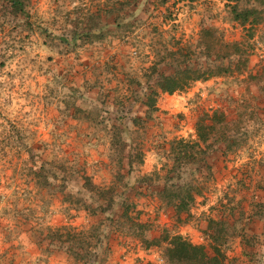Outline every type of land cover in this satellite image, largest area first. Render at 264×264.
I'll return each instance as SVG.
<instances>
[{
  "label": "rangeland",
  "instance_id": "rangeland-1",
  "mask_svg": "<svg viewBox=\"0 0 264 264\" xmlns=\"http://www.w3.org/2000/svg\"><path fill=\"white\" fill-rule=\"evenodd\" d=\"M203 28L229 70L161 91ZM263 67L264 0H0V264H264Z\"/></svg>",
  "mask_w": 264,
  "mask_h": 264
},
{
  "label": "trees",
  "instance_id": "trees-1",
  "mask_svg": "<svg viewBox=\"0 0 264 264\" xmlns=\"http://www.w3.org/2000/svg\"><path fill=\"white\" fill-rule=\"evenodd\" d=\"M234 15V18L239 19L242 24H244L250 16H252L250 22L253 24L261 20L260 11L255 8L235 10ZM199 43L205 49L204 52H206V57H209L204 69H199L190 63L180 65L172 74L163 76L162 80L158 82L161 91L172 94L176 91H181L191 82L205 80L211 76L219 75L229 70V66L221 63L214 64V62L217 58H225L229 53H235L238 49V45L223 42L220 36H216L213 28H203L201 30ZM212 56L214 57L212 58ZM262 69L264 74V67ZM146 104L148 107L154 106L149 98L146 100ZM200 136L202 138L206 137L204 135ZM190 198L192 197L188 195L187 199ZM185 205L186 203L182 201V205L178 206V209L184 208ZM166 239L168 242L164 249V255L168 264H216L214 261H216L217 257L209 256L202 245L192 244L181 235L177 234L166 237Z\"/></svg>",
  "mask_w": 264,
  "mask_h": 264
},
{
  "label": "crops",
  "instance_id": "crops-1",
  "mask_svg": "<svg viewBox=\"0 0 264 264\" xmlns=\"http://www.w3.org/2000/svg\"><path fill=\"white\" fill-rule=\"evenodd\" d=\"M128 246L124 245H118V244H114L113 246H111L110 248V257H109V263L110 264H136L137 261V257H141L145 255V253L149 250H140L139 246L135 251H128L127 250V255L126 253V249ZM122 255L123 258L120 260L117 259L115 260L116 257H119V255ZM162 262V261H161ZM155 264H161L160 261L157 262ZM165 264V263H163Z\"/></svg>",
  "mask_w": 264,
  "mask_h": 264
}]
</instances>
